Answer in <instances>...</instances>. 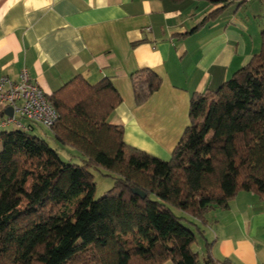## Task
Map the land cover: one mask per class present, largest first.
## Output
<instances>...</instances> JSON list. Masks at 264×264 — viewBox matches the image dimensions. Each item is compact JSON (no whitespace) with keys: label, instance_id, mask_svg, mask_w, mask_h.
Returning <instances> with one entry per match:
<instances>
[{"label":"trees","instance_id":"obj_1","mask_svg":"<svg viewBox=\"0 0 264 264\" xmlns=\"http://www.w3.org/2000/svg\"><path fill=\"white\" fill-rule=\"evenodd\" d=\"M202 1L222 7L191 33L237 0ZM161 82L150 70L135 73L136 103ZM48 100L58 114L54 141L79 161H64L35 127L0 130V264H199L191 226L204 231L194 220L207 225L210 210L228 209L241 192L264 200V30L246 66L217 91L193 96L169 161L127 145L123 126L109 121L122 103L109 78L76 76ZM93 170L114 179L98 199ZM211 246L205 262L217 264Z\"/></svg>","mask_w":264,"mask_h":264},{"label":"crops","instance_id":"obj_2","mask_svg":"<svg viewBox=\"0 0 264 264\" xmlns=\"http://www.w3.org/2000/svg\"><path fill=\"white\" fill-rule=\"evenodd\" d=\"M232 1V0H229ZM202 0H0V78L23 70L52 95L76 76L109 78L122 103L109 121L124 128L127 145L169 161L190 125L191 100L217 91L261 49L264 0H237L212 12ZM157 74L160 89L136 103L132 76ZM198 220L204 238L193 248L206 263L264 264V200L241 192L228 209ZM165 264H173L167 262Z\"/></svg>","mask_w":264,"mask_h":264},{"label":"built area","instance_id":"obj_3","mask_svg":"<svg viewBox=\"0 0 264 264\" xmlns=\"http://www.w3.org/2000/svg\"><path fill=\"white\" fill-rule=\"evenodd\" d=\"M251 2L253 0H244ZM46 92L30 76L27 70H23L18 80L9 76L0 78V108L3 115L0 117V130H8L15 126L18 130L30 132L34 124L45 129H50L58 119V114L48 100ZM11 108L13 115H7L6 109ZM20 118L30 124H24Z\"/></svg>","mask_w":264,"mask_h":264},{"label":"rangeland","instance_id":"obj_4","mask_svg":"<svg viewBox=\"0 0 264 264\" xmlns=\"http://www.w3.org/2000/svg\"><path fill=\"white\" fill-rule=\"evenodd\" d=\"M255 1L258 2V0H255ZM262 15H264V12L262 13ZM19 120H21L26 125L30 124L28 121H26L23 118L19 117ZM34 127H35L34 134L36 136H38L39 138H42L45 141H47L53 148L58 150L59 154L61 155V158L64 161H66V162L72 161V163H77L79 161V158L76 157L77 156L76 153H72L70 150H72L74 152H76V151L73 149H70V148H64L62 146H59L54 141V139L52 137L53 135L49 129H44V128L40 127L39 125H36V124H34ZM8 130H18V129H16L15 126H11L8 128ZM92 173L94 174V179L96 182V195H95V197H96V199H98V198L102 197L103 195H105L113 187L114 179L111 176H106L107 173L103 170H93ZM215 210H217V209H212L206 214V220H208V215ZM207 225H208V221H207ZM207 225L202 224V226H207ZM202 226H200L199 228L202 229L203 228ZM191 227L195 231V233H197V237H198L197 242L193 246V248H196L198 246L199 239H203V237H201V235L199 234V232L196 230V228L194 226H191Z\"/></svg>","mask_w":264,"mask_h":264},{"label":"water","instance_id":"obj_5","mask_svg":"<svg viewBox=\"0 0 264 264\" xmlns=\"http://www.w3.org/2000/svg\"><path fill=\"white\" fill-rule=\"evenodd\" d=\"M5 113H6L7 115L12 116V115H13V110H12L11 108L6 109ZM134 193L137 194V195H139V196H141L142 198H145V197H146V194L143 193L142 191H140L139 189H135V190H134Z\"/></svg>","mask_w":264,"mask_h":264}]
</instances>
